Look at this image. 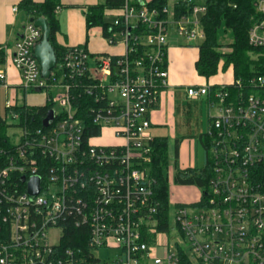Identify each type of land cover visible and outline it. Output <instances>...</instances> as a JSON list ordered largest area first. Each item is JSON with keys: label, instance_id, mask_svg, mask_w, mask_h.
Instances as JSON below:
<instances>
[{"label": "built area", "instance_id": "obj_1", "mask_svg": "<svg viewBox=\"0 0 264 264\" xmlns=\"http://www.w3.org/2000/svg\"><path fill=\"white\" fill-rule=\"evenodd\" d=\"M120 1L102 29L115 50L68 46L49 78L34 57L43 38L34 22L11 53L0 44L2 65L11 54L20 76L11 86L0 69V89L13 91L0 114L9 125L0 136V264H264V76L184 89L208 105L200 136L212 175L197 201L170 202L165 215L151 175V114L169 85V36L203 41L197 16L206 8L177 18L176 0L163 9L151 0ZM254 5L260 18L249 43L264 47V0ZM32 94H43L44 104H32ZM103 135L115 142H100ZM68 211L80 215L75 242L61 224ZM101 250L116 255L103 260Z\"/></svg>", "mask_w": 264, "mask_h": 264}, {"label": "trees", "instance_id": "obj_2", "mask_svg": "<svg viewBox=\"0 0 264 264\" xmlns=\"http://www.w3.org/2000/svg\"><path fill=\"white\" fill-rule=\"evenodd\" d=\"M121 3L120 0H106L104 4L89 7L85 13L88 29L99 26L106 32L110 26V22L106 21V11L117 10ZM168 5L169 0H151L150 2L151 8L163 9ZM196 5L206 8V12L200 20L205 38L199 44V58L195 63L198 75L210 79L220 72H227L231 66L233 79L246 80L252 76H264V47H254L249 43V31L260 18L254 0H194L192 3L176 0L174 5L176 17L190 15ZM58 7L61 8L60 0H44L42 2L22 0L19 4V10L24 12L29 19L47 20L52 33L50 41L58 62H61L66 47L59 46L55 40L56 33L59 31L56 11ZM226 36L231 38V42L224 45L221 40ZM224 47H227L229 51H223ZM222 60L223 64L221 65ZM3 63L4 58L0 56V66ZM50 108L51 106L47 105L40 109L39 114H36L37 118H40L36 119L37 123H41V119ZM8 126L0 116V136L3 139L6 137ZM96 133L94 130L90 132L94 135ZM200 138L205 149V166L201 169L179 170L176 168L175 182L177 184L195 185L198 188H203L212 175L207 139ZM153 146L151 175L156 180V196L167 215L171 210L169 177L166 174L169 168L167 137H156ZM79 220L80 215L76 211L66 212L61 219V224L67 228V238L72 242H75L80 233V229L74 226V222Z\"/></svg>", "mask_w": 264, "mask_h": 264}, {"label": "crops", "instance_id": "obj_3", "mask_svg": "<svg viewBox=\"0 0 264 264\" xmlns=\"http://www.w3.org/2000/svg\"><path fill=\"white\" fill-rule=\"evenodd\" d=\"M22 0H0V44L9 45L10 53L13 51V45L21 37L27 21L30 19L24 12L13 11L15 6L19 7ZM42 2L44 0H33ZM175 0H169L173 4ZM106 0H60L61 9L57 12L59 20V31L56 33L55 40L59 46H86L92 53L112 52L115 49L108 46L102 36V27L96 26L88 29L86 22V11L89 7L104 4ZM116 11H106V21L111 22ZM112 18V20H108ZM199 58V45L193 46V42H188L184 38L172 33L168 39V88L162 93L159 106L152 112V129L160 127H170L172 138L176 145L175 166L179 170L196 169L194 159L189 157L183 166L181 161L184 156L185 143H191V133L187 134L183 140H180L178 130L180 129L179 117L182 114H190V100L185 94V88L190 86L216 85L210 83L215 77L206 79L198 75L195 63ZM5 69L7 81L11 86H17L20 83L18 70L11 63V54L0 69ZM231 70V69H230ZM229 71V70H228ZM232 72V71H231ZM223 84V83H222ZM187 85V86H186ZM181 87L180 97L185 100V105L173 102L175 90ZM3 89V88H1ZM0 89V91H1ZM5 100L13 91L3 89ZM1 96V93H0ZM37 100L30 99L32 104L43 105L45 96L43 94H32ZM5 108V106H4ZM5 111V110H4ZM209 124V122H208ZM182 129V128H181ZM180 129V131H181ZM152 131V130H151ZM201 135V134H200ZM206 162V156H205ZM180 165V166H179ZM179 166V167H178Z\"/></svg>", "mask_w": 264, "mask_h": 264}, {"label": "rangeland", "instance_id": "obj_4", "mask_svg": "<svg viewBox=\"0 0 264 264\" xmlns=\"http://www.w3.org/2000/svg\"><path fill=\"white\" fill-rule=\"evenodd\" d=\"M203 14H199L197 16L198 20L200 21ZM108 20H112V18H108ZM202 41H196L193 42V46L196 47L199 45ZM221 42L226 45L231 42V38L229 36H226L221 40ZM223 51H229L227 47L223 48ZM223 64V60L221 62V65ZM169 65V61H168ZM231 69V66H230ZM233 80V73L231 70L227 72H220L218 75L215 76V79L210 80V83L214 84H224V83H230ZM187 86V85H186ZM1 89L0 93V114L6 115L5 106V96L4 92ZM181 91V87L175 90V93L173 94V102L175 105V102L177 104L185 105V100L183 97H180L179 93ZM20 94V92H19ZM32 100H37L36 97H31ZM39 101V99H38ZM191 110L190 114L184 115L182 114L181 117H179L180 122V129L178 130V136L180 140H183V138L187 135V133H191V143H185L186 147L184 149V158L181 161V164L183 166V163H185L186 159L189 160L190 158L194 159V163L196 164V169H201L205 166V149L203 146V143L201 141L200 134L203 132H206L208 129V105L205 101L199 100V101H191L190 102ZM55 108L58 110V107L55 106ZM214 113V112H213ZM152 135L154 137H167L168 139V154H169V168L166 171V174H168L169 177V196H170V202L175 204H183V203H189V202H195L199 199L201 195L200 189L195 185H180L175 182V175H176V166H175V154H176V145L174 142V139L172 138V130L170 127H160V128H153L151 131ZM186 138V137H185ZM102 143H114L115 141L111 136L109 135H103L102 139L99 140ZM180 166V165H179ZM178 166V167H179ZM53 239L57 237V234L55 232L52 233ZM99 257H101L103 260H108L109 258H113L116 253L114 251L109 250H101L97 253Z\"/></svg>", "mask_w": 264, "mask_h": 264}, {"label": "water", "instance_id": "obj_5", "mask_svg": "<svg viewBox=\"0 0 264 264\" xmlns=\"http://www.w3.org/2000/svg\"><path fill=\"white\" fill-rule=\"evenodd\" d=\"M31 22L41 28L43 31L42 41L35 47L34 57L38 61L41 67L42 76L45 78H49L51 71L57 66V56L54 50V47L51 43V29L48 25L47 20L38 18V19H30ZM54 119V111L50 110L47 118L44 121L46 126H49ZM39 179L33 178L30 183V191L33 194L38 193Z\"/></svg>", "mask_w": 264, "mask_h": 264}]
</instances>
